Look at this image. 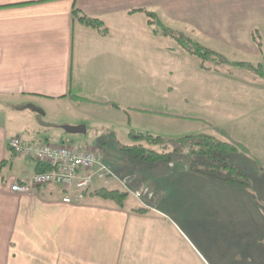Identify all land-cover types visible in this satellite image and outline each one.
Masks as SVG:
<instances>
[{"label": "crops", "instance_id": "crops-1", "mask_svg": "<svg viewBox=\"0 0 264 264\" xmlns=\"http://www.w3.org/2000/svg\"><path fill=\"white\" fill-rule=\"evenodd\" d=\"M230 1L0 0V102L13 107V114L22 121L16 123L11 118L9 121L4 119L6 112L1 106L0 264H138L123 259L126 240L129 242L130 239L129 244H135L138 234L142 236V232H149L154 237L151 242L146 240V244H155L156 239L159 243L157 230L161 233L162 252L166 251L169 237L159 224L163 217L150 211L135 212L140 209L137 201L133 208H117L99 195L103 188L100 182L94 183L82 202L74 200V187L68 192L56 185L40 187L32 194L14 192L13 184L30 181L39 170L33 159L17 156L10 148V141L20 137L25 144L41 143L38 140L44 139L52 125L38 110L48 113L46 108H51L54 103L67 101L76 108L81 103H95L96 106H109L127 113L126 108L136 109L133 99L137 95V86L144 83L164 92V82L159 85L158 80L164 76L176 77L171 69L181 70L180 78L218 75L217 70L226 59L210 56L203 62L176 38L178 44L171 47L170 38L155 28L168 30L178 23L194 29L192 32L197 37L193 43L211 55L219 53L218 56H222L223 49L219 46H224L220 40L224 38L213 30L228 27V21H232L231 17L227 24H217L220 17H228ZM234 2L236 5L238 0ZM247 5L252 8L259 6V10L264 11L261 0H254V3L248 0ZM74 10H79L81 16L101 21L107 34L103 35L76 20ZM146 12L155 14L157 20L150 19ZM254 31L257 32V28ZM251 36L256 42L254 34ZM247 40L251 42V39ZM262 44L259 48L251 47L248 52L264 60L263 41ZM180 46L189 58L177 59L175 65L176 57L173 55L178 53ZM194 56L200 61H196ZM157 61L159 64L154 68ZM179 61L184 65H195L197 69L180 66ZM260 65L264 70V63ZM180 90L176 89L173 94L178 95ZM132 91L134 97L127 99L125 93ZM166 91L162 95L165 98L155 101V108L169 107L172 94L168 83ZM121 93L125 96L122 97ZM116 150L118 155L112 159L106 151L98 153L117 174L128 175L124 170L132 158L123 160L124 153L120 147ZM132 162L140 165L134 160ZM158 167L151 169L143 164V168L150 172H156ZM163 171L164 168H159V172ZM168 173L169 170L160 176L167 178L165 184L160 183L163 191L161 200L169 197ZM141 180L139 175L135 177L136 184H142ZM165 185L166 190L163 189ZM66 197H71L73 203L66 204ZM182 215L179 208L178 222L184 223L188 219L195 222L198 217ZM144 225L147 229L142 228ZM152 251L157 253L155 249ZM156 264L165 263L158 261Z\"/></svg>", "mask_w": 264, "mask_h": 264}, {"label": "rangeland", "instance_id": "rangeland-1", "mask_svg": "<svg viewBox=\"0 0 264 264\" xmlns=\"http://www.w3.org/2000/svg\"><path fill=\"white\" fill-rule=\"evenodd\" d=\"M247 1L238 0L236 6L231 0L229 6L226 5L228 17H220L217 24H227L231 17L232 21H228V27L226 25L223 29L213 30L218 31L224 38L220 39L224 46H219L223 49V55H211L214 59H226L217 70L219 74H213L218 78L209 75L201 78H180L183 72L171 69L170 72H175L176 77L164 76L158 80L159 85L164 82V92H167V83L171 87L172 96L168 108H155V101L165 98L162 96L164 92H160L155 86L148 87L140 83L133 99L136 101V104H133L136 109L126 108L127 113L109 106H96L95 103H81L79 108H76L67 101L54 103L51 108H46L48 113L38 110L42 116L46 115V122L52 125L44 139L38 141H47L54 145L65 142L78 149L85 147L100 153L106 151L111 159L118 155L116 149L119 147L136 143L130 138L131 132L165 139L206 134L244 148V151L232 157V163L245 171L248 178L246 186L212 181L208 177L192 173L188 170L183 155L176 158V162L166 167L165 171L159 172L158 167L156 172H150L143 168V161L124 153L123 160L132 158L140 164L133 165L132 160L129 161L131 163L126 166L129 171L126 168L124 170L128 175L124 176L117 174L113 166L105 162L116 175L130 178V189L136 190L146 185L155 194L156 201L155 197L144 198L145 203L154 206L160 213L165 212L167 216H171L166 219L161 216L163 218L160 217L159 222L160 229L169 237L166 251L162 252L161 249L160 230L156 231L159 243L156 239L155 244L150 245L146 244V240L151 242L154 236L149 232H142V236L138 234L136 237L137 240L131 239L136 240L135 244H129L130 239L129 242L126 240L124 260L136 261L138 264H156L158 261L165 264H264V89L261 88L264 87V76L257 70L258 64H263L264 60L248 52L253 46L259 48L257 42L252 40L251 35L255 33L260 37L259 41L263 46L264 11H260L259 6H248ZM249 1L254 3V0ZM261 1L264 3V0ZM256 28L258 31L253 33ZM155 30L170 38L171 47L178 44V37L192 42L197 37L192 32L194 29L178 23L168 29L173 35L165 34L163 31L166 29ZM196 31L199 33V30ZM238 37L242 39H236ZM184 50L180 46L178 53L173 55L176 57L175 65L177 59L189 58ZM194 57L196 61H200L197 56ZM223 61L221 60V63ZM157 62L153 65L154 68L158 66L159 61ZM234 62L251 64L254 69L236 66ZM178 65L184 64L179 61ZM184 66L197 69L195 65ZM176 89H181L180 95L173 94ZM125 94L127 99L135 95L134 91ZM125 94L121 93L122 97ZM1 106L6 112L4 119L9 121L8 118H11L16 123H22L13 114V107L6 106L3 102H0V108ZM65 128H75L79 131L68 133ZM87 146L91 148H86ZM168 170L171 186L168 190L169 197L165 196L161 200L160 193L163 191L160 183L165 184L167 178L160 176ZM137 175L142 179V184H136ZM110 188L115 189L116 186ZM166 188L165 185L163 189ZM125 205L127 208H133L137 203L129 196ZM179 208L183 212L182 216H198L197 220L178 222L176 219ZM142 228H146V225ZM176 232L181 234V237ZM153 249L157 253L153 252Z\"/></svg>", "mask_w": 264, "mask_h": 264}, {"label": "trees", "instance_id": "trees-1", "mask_svg": "<svg viewBox=\"0 0 264 264\" xmlns=\"http://www.w3.org/2000/svg\"><path fill=\"white\" fill-rule=\"evenodd\" d=\"M75 19L80 21L87 27L97 30L103 35L107 34V29L101 21L81 16L79 10H74ZM146 15L157 20L156 15L146 12ZM165 34L173 35L169 30H164ZM254 39L259 47L261 46L260 37L255 33ZM178 41L189 52L201 57L202 61H206L211 56L210 52L192 41L180 39ZM236 66L248 67L254 69L253 65L246 63H234ZM257 70L261 76H264L262 66H258ZM118 108L117 105L114 106ZM130 138L136 143L132 145L121 146L120 151L135 159L143 161L149 168L154 169L166 168L176 158L184 156V162L192 173L200 174L208 177L212 181L228 182L236 185L246 186L248 182L245 171L232 163V157L244 151L241 146L218 139L214 136L206 134L188 135L177 139H165L162 137H154L145 133H130ZM38 172H47L52 170V166L40 162L38 163ZM99 195L107 201H110L119 209L126 207V200L130 196L123 192L121 188H102ZM137 213H145L146 209L140 208L135 210Z\"/></svg>", "mask_w": 264, "mask_h": 264}, {"label": "built area", "instance_id": "built-area-1", "mask_svg": "<svg viewBox=\"0 0 264 264\" xmlns=\"http://www.w3.org/2000/svg\"><path fill=\"white\" fill-rule=\"evenodd\" d=\"M10 148L16 155L32 158L36 162L52 166L51 171L37 173L28 182L13 184L12 190L19 194H32L38 188L47 185H56L65 192L74 187L76 191L74 200L82 202L87 190L95 182H102L108 187L114 184L120 185L141 203H144V197L149 199L154 197V194L143 186L136 191H131L128 184L129 178L117 176L105 163L103 157L94 150L76 149L65 144H24L20 137H15L10 141ZM64 202L72 204L73 200L71 197H66Z\"/></svg>", "mask_w": 264, "mask_h": 264}, {"label": "water", "instance_id": "water-1", "mask_svg": "<svg viewBox=\"0 0 264 264\" xmlns=\"http://www.w3.org/2000/svg\"><path fill=\"white\" fill-rule=\"evenodd\" d=\"M65 129H66V131H67L68 133H76V132L79 131V129H75V128H65Z\"/></svg>", "mask_w": 264, "mask_h": 264}]
</instances>
